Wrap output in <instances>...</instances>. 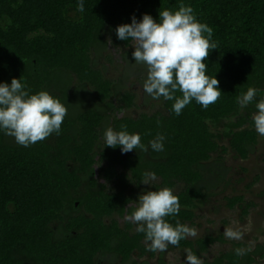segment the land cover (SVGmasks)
<instances>
[{"label":"trees","instance_id":"trees-1","mask_svg":"<svg viewBox=\"0 0 264 264\" xmlns=\"http://www.w3.org/2000/svg\"><path fill=\"white\" fill-rule=\"evenodd\" d=\"M84 3L81 13L77 0H0V82L21 79L30 94L47 91L67 108L59 135L29 147L0 132V264H99V257L111 255L121 264H139L136 253L143 258L155 252L134 224L121 227L116 217L137 207L144 174L155 173L160 180L155 189L170 188L179 198V215L165 219L173 226L176 221L193 224L196 210L207 201L201 188L204 166L229 149L246 160L259 142L252 121L255 103L241 109L237 97L251 87L258 90L257 100L264 98V0ZM182 5L191 6L197 20L213 29L217 49H210L203 62L206 75L219 81L221 97L206 110L193 100L179 116L172 111L174 102L161 97L164 113L111 120V112L132 109L136 97L118 93L97 68L94 53L107 51L108 38L115 47L130 48L131 41L118 40L115 29L130 24L133 15L139 21L149 14L159 22V12H175ZM64 73L77 88L91 89L97 108L72 116L69 90H56ZM108 127L138 133L148 151L121 154L106 147L101 137ZM159 135L165 138L164 151L157 153L149 142ZM224 141L229 148L221 146ZM98 165L106 184L97 179ZM227 202L230 209L241 207L244 216L252 206L242 196ZM217 242L224 241L206 236L170 246L201 258ZM258 259H264V244L251 251L236 243L204 264H255Z\"/></svg>","mask_w":264,"mask_h":264},{"label":"clouds","instance_id":"clouds-1","mask_svg":"<svg viewBox=\"0 0 264 264\" xmlns=\"http://www.w3.org/2000/svg\"><path fill=\"white\" fill-rule=\"evenodd\" d=\"M77 8L81 13L85 11L84 0H77ZM115 34L120 41H131L133 64L147 70L144 93L153 100L163 97L173 101L175 115L179 116L193 100L206 110L221 97L219 81L206 75L207 65L203 62L210 49H217L213 29L197 20L191 6L182 5L175 12L165 9L159 12V22L149 14H144L139 21L133 15L131 23L119 25ZM257 95L258 90L250 87L237 97V103L241 109L255 103L253 125L264 136V98L257 100ZM66 115V106L47 91L30 94L26 84L16 78L10 84L0 82V132L13 137L17 144L29 147L53 133L59 135ZM102 139L106 147L119 148L121 154L136 149L148 151V146L141 143V136L130 134L126 128L114 131L108 127ZM164 139L159 135L149 146L154 152H163ZM144 176L142 184L145 185L156 179L155 173ZM179 210V198L173 190L162 188L144 192L138 198L137 207L125 219L136 226V232L144 234L149 251L166 252L169 245L178 247L181 240L196 235L195 229L179 221L173 226L165 219L179 215ZM223 235L228 239H242V232L232 228H225ZM185 252L184 264H203L191 251ZM236 252L243 254L240 249Z\"/></svg>","mask_w":264,"mask_h":264},{"label":"rangeland","instance_id":"rangeland-1","mask_svg":"<svg viewBox=\"0 0 264 264\" xmlns=\"http://www.w3.org/2000/svg\"><path fill=\"white\" fill-rule=\"evenodd\" d=\"M108 49L102 55L94 53V61L97 68L104 71L106 77L117 86L118 93L130 92L136 97L135 106L123 112H111L110 119L129 117L138 119L141 115H151L156 112L164 113V104L161 99L153 100L143 91V82L147 76V70L142 65H135L133 59L127 57L134 48L115 47L108 38ZM57 79V78H56ZM56 82V81H55ZM56 90L59 94L68 91L66 103L73 117L81 112L97 108L89 87L77 88L71 83L68 73L60 74L57 80ZM103 134V133H102ZM101 142L103 139L101 137ZM221 146L229 148V143L224 141ZM222 157V158H219ZM97 179L101 184H106L100 176V166H96ZM205 179L201 188L207 195L206 203L196 210V219L193 224H187L195 229V236H188L189 240H197L206 236L222 238L224 242H217L210 247L207 253L201 256L203 264L212 261L221 253L233 249L234 244L242 243L246 248L254 251L258 245L264 244V136H260L259 142L246 160H242L229 149L225 154H215L213 159L203 168ZM160 180L150 181L144 190L139 192L137 199L146 191H157L155 186ZM112 188L111 184H108ZM180 191V187L176 192ZM236 196L244 197L245 204H251L246 216L243 209L236 206L228 207V198ZM138 203V201H137ZM138 205V204H137ZM121 227L127 220L125 217H116ZM129 222V221H128ZM133 224V223H132ZM225 228H232L242 232V239L234 240L226 238L223 233ZM148 247V242H145ZM187 253L185 250L174 249L170 245L166 252H155L140 258L136 253L134 260L139 264H184ZM99 264H121L112 255L99 257ZM255 264H264V259H258Z\"/></svg>","mask_w":264,"mask_h":264}]
</instances>
